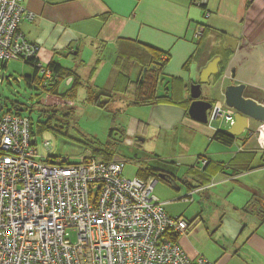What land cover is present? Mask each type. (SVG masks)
Listing matches in <instances>:
<instances>
[{
    "label": "crops",
    "instance_id": "crops-1",
    "mask_svg": "<svg viewBox=\"0 0 264 264\" xmlns=\"http://www.w3.org/2000/svg\"><path fill=\"white\" fill-rule=\"evenodd\" d=\"M22 4L34 17L20 22L19 30L40 48V61L47 65L55 60L74 69L81 83H91L96 90L95 73L100 75L108 62L102 90L112 91V84L124 95L126 78L135 81L152 68L154 50L168 54L156 79L157 86H170L164 93L171 101L142 105L148 114L141 118L148 124V136L160 140L158 156L165 160L161 169L172 174L175 185L157 179L153 194L166 214L189 222L190 229L176 240L194 263L204 258L208 264H264V148L257 139V124L249 123L224 145L213 138L216 130L229 127L223 119L218 120L227 127L214 124L217 120L209 126L187 113L190 84L199 81L201 69L214 57L220 58L218 74L210 77L215 86L212 90L203 85L202 96L220 103L226 85L241 83L244 97L263 101L264 0H206L199 6L192 0ZM197 27L202 31L195 38ZM227 36L237 41L235 49L226 47ZM117 73L120 85L112 79ZM136 118L130 126L134 133L142 120ZM136 171L125 175L136 176Z\"/></svg>",
    "mask_w": 264,
    "mask_h": 264
},
{
    "label": "built area",
    "instance_id": "built-area-1",
    "mask_svg": "<svg viewBox=\"0 0 264 264\" xmlns=\"http://www.w3.org/2000/svg\"><path fill=\"white\" fill-rule=\"evenodd\" d=\"M33 17L22 0H0V67L10 59L35 61L51 80L40 48L19 30ZM201 31L197 27L194 37ZM218 119L234 121L233 111L219 102L207 124ZM30 122L29 115L1 105L0 264H208L204 258L194 263L170 238L168 233L184 235L190 224L165 213L153 194L154 177H128L123 159L97 160L90 150L75 160L41 155ZM255 131L264 148V124ZM43 146L50 148L48 141Z\"/></svg>",
    "mask_w": 264,
    "mask_h": 264
},
{
    "label": "rangeland",
    "instance_id": "rangeland-1",
    "mask_svg": "<svg viewBox=\"0 0 264 264\" xmlns=\"http://www.w3.org/2000/svg\"><path fill=\"white\" fill-rule=\"evenodd\" d=\"M110 66L111 63L108 62L100 75L95 73L98 81L96 86H99V90L91 86V83L82 82L75 97L70 98L52 92L51 86H43V81L39 80L42 78L40 72L36 74L35 80L30 79L31 81L28 82V79L34 75L33 66L21 60L10 59L0 67L2 111L14 112L16 111L14 107L17 106L20 109L18 113L32 118L31 138L41 155L64 156L75 160L86 150L91 151L93 148L101 147L103 151L112 154L110 160L125 161L124 172L129 176L134 175L138 167L148 165L161 167L165 160L158 156L161 151L160 140L148 136L147 130H144V126L148 124L142 122L145 120L141 118L148 114V110L140 105L126 103L124 95L119 91L116 92L119 86L110 84L112 91L102 90L108 80L106 72L110 71ZM112 79H116L117 85H120L119 81L122 80L118 73L116 78ZM126 80L130 81L129 78ZM64 86L62 83L60 88ZM88 86L92 91H87ZM164 87L170 88L166 83H159L157 94H164ZM99 91H105L117 98H113L105 108L101 107L107 100L104 96H100L99 106L88 101L90 96H97ZM136 117L142 120L138 131L134 133L130 126L138 121L135 120ZM39 124L43 129L39 128ZM214 124L227 127V124L220 120ZM44 141L49 142V150L43 146ZM85 142H90V145H86ZM95 159L101 160L100 156H96Z\"/></svg>",
    "mask_w": 264,
    "mask_h": 264
},
{
    "label": "trees",
    "instance_id": "trees-1",
    "mask_svg": "<svg viewBox=\"0 0 264 264\" xmlns=\"http://www.w3.org/2000/svg\"><path fill=\"white\" fill-rule=\"evenodd\" d=\"M153 61H151L152 68H147L142 76L139 77L135 81H129L125 90L123 91L125 97L129 99L131 105H154L158 104L163 101H171L170 96L167 93L162 95L157 94V73L161 72L168 60V54L154 50L152 52ZM139 60L142 59L139 57ZM37 61V60H36ZM30 64L34 68V75L28 79V82L35 80L36 74L39 72L37 69L35 61L24 62ZM44 67L50 69L52 71V78L51 80L45 79L42 75V78L39 80L43 81V86H51V90L54 93H58L62 96H68L70 98L75 97L78 88L82 85L80 76L76 73V71L70 67H65L58 63L55 60H51L47 65ZM41 73V72H40ZM70 79L68 84H64L67 79ZM63 83L65 85L63 88H60V85ZM87 91H92L91 87H87ZM100 96H104L107 98L101 107L105 108L107 104L113 99V96L108 94L107 92H98L97 96L92 95L88 98V101H92L95 105L99 106L100 103ZM1 104V103H0ZM16 110H20L19 107H14ZM48 115V114H45ZM30 117V116H29ZM51 117V116H49ZM30 125L33 124V120L30 117ZM40 129H43V126L40 124L38 125ZM213 138L221 144L229 145L233 142L235 137L230 136L224 132V130L218 129L214 132ZM86 145H90V142H85ZM91 153L94 157L100 156V159L103 161H110L112 158V154L106 151H103L101 147L91 149ZM163 163V162H162ZM158 175H161L162 178H159ZM136 177L140 179H148L149 177H154L156 179H162L168 181V178H172V174L165 172V170L161 169V167L156 166H145V167H138L136 171ZM172 240L177 239V235H171L168 233Z\"/></svg>",
    "mask_w": 264,
    "mask_h": 264
},
{
    "label": "water",
    "instance_id": "water-1",
    "mask_svg": "<svg viewBox=\"0 0 264 264\" xmlns=\"http://www.w3.org/2000/svg\"><path fill=\"white\" fill-rule=\"evenodd\" d=\"M226 47L232 49L236 48L237 41L234 38L226 37ZM219 57L212 58L204 68L201 69L199 74V81L190 84L189 95L191 102L188 106L187 113L193 120L207 124L208 113L212 108L214 102L202 96V86H208L210 89H214V84H211L210 77L218 74V62ZM233 76L231 75L230 79ZM245 89L244 84H228L224 87L222 93V100L224 106L233 111V123L229 127L224 129V132L233 137H239L247 128L249 123L264 124V104L257 103L251 98L243 96ZM1 109V105H0ZM162 178L161 175H158ZM168 183L171 186L175 185L173 178H168Z\"/></svg>",
    "mask_w": 264,
    "mask_h": 264
},
{
    "label": "clouds",
    "instance_id": "clouds-1",
    "mask_svg": "<svg viewBox=\"0 0 264 264\" xmlns=\"http://www.w3.org/2000/svg\"><path fill=\"white\" fill-rule=\"evenodd\" d=\"M215 103H217V102H214V104H215ZM220 103H223V100H222V102H220ZM214 104H213V105H214ZM213 105H212V106H213ZM209 112H210V111H209ZM208 114H209V113H208ZM229 126H230V125H229ZM155 179H156V178H155ZM156 180H157V179H156Z\"/></svg>",
    "mask_w": 264,
    "mask_h": 264
}]
</instances>
